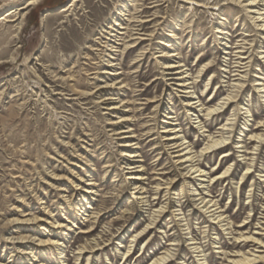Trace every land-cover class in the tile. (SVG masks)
Masks as SVG:
<instances>
[{
  "label": "rangeland",
  "instance_id": "rangeland-1",
  "mask_svg": "<svg viewBox=\"0 0 264 264\" xmlns=\"http://www.w3.org/2000/svg\"><path fill=\"white\" fill-rule=\"evenodd\" d=\"M26 1L0 0V62H5L0 65V263L20 264L23 259L19 250L25 246L8 244L6 247V238L28 233L42 238L40 227L47 230L45 234L61 241L62 250L46 249L44 258L38 256L37 262L25 260L22 264H87L88 258L92 264H149L161 255L156 252L168 243V235L173 240H180V248H173L177 250L178 260L172 264H183L184 261L199 264L186 242L188 228L195 230L202 239L209 264H227L225 259L233 254L240 256L250 252L264 256V231L259 228L260 222H264V181L261 182L264 180L261 177L264 176V145L254 151L255 155H250L255 163L254 173L241 186L246 162L250 161L239 162L242 153L235 149L236 143L241 141L239 137L250 143L247 135L251 128H254L252 135L264 134V128L255 129L264 121V98H261L264 95L253 86L255 80H264V60H260L264 37L246 11L225 7L226 2L221 0H79L74 4V0H43L32 6L23 20L7 21L19 18L20 12L8 18L6 15L19 10ZM71 4L73 7L69 12L61 11ZM156 4L159 6L151 8ZM145 10L148 13L143 14ZM155 15L161 18L146 26L148 36L145 41L133 40L137 35H119L122 30L114 32L122 41L110 43L120 50L112 53V61L118 64L113 70L122 74L107 79H118L126 86L119 89L118 85V90L113 91L127 106L122 110H131L122 114L133 118L130 125L136 136L144 140L143 161L149 179L145 184L149 190L148 200L156 206L145 212L126 184L122 148L117 136L110 131L113 128L107 125L109 112L97 104L95 95H88L101 83L93 79L95 75L89 74L102 68L100 58L108 53L93 40L101 37L112 20L118 17L121 23L126 27L131 24L130 29H133L137 28L133 27L138 24L136 21L156 18ZM219 28L227 30L235 44L244 39L238 38L239 35H250L247 48L252 66L238 79L246 81L248 86L241 101L214 118L199 113V120L205 127L200 130L197 116L192 117L183 106L181 93L175 91L169 95L168 78L157 56L163 50L181 53L179 61L190 70L191 82L198 81L197 96L204 104L217 106L236 82H229L222 71L225 51L219 39L223 36L215 33ZM170 34L176 37H169ZM167 44L173 46L166 48ZM94 45L102 51H92ZM130 45L136 47L130 52L125 51ZM201 54H205L203 59H200ZM210 62L214 67L206 74L205 71L199 74ZM48 66L54 76L62 80L51 83L53 76L44 70ZM42 101H46L52 111L47 108L49 112H46ZM150 101L154 103L147 105ZM247 110L255 117L246 119ZM168 111L177 117L174 122L185 137L186 146L193 148L191 155L195 156V165L204 164L201 167L211 173L207 177L232 168L227 179L218 183L206 179L205 189H202L201 181L186 179L183 173L187 172L175 165L177 160L165 149L158 148L163 125L159 122ZM235 114L237 116L233 117ZM234 118L237 120L231 145L202 157L201 151L209 136L220 135L224 126L230 128L227 124ZM249 148H254L253 144ZM226 151L234 153L229 160L223 159ZM80 180H92L100 190V196H94L92 205L85 203L87 208L92 207L85 215L83 212L78 214L75 208L80 200L78 185H84ZM158 187L162 189L159 192ZM205 194L220 203L222 210L227 212L225 216L232 217L230 230L224 231L219 225L211 224V219L202 210H197L199 202L196 200ZM167 198L170 205L164 217H157V212L152 214L161 207L159 202L167 205ZM176 203L180 204L176 210L183 209L180 216L173 215L181 213H174ZM153 215L157 218L154 229L135 245L133 256L126 260L123 253L131 245L133 236L150 226ZM32 216L43 220L31 226L33 232L27 233L24 227L16 230L9 223ZM180 218L184 222H180ZM245 220L250 224L239 227ZM45 222L50 227L40 226ZM59 223L65 227L57 229ZM185 224L189 225L184 227ZM82 230L90 233L80 234ZM166 231L168 234L164 233ZM255 232L258 235H254ZM241 233L252 234L260 242L239 240ZM215 238L225 245L222 253H216ZM149 240L152 242L147 246ZM82 248L85 250L81 251Z\"/></svg>",
  "mask_w": 264,
  "mask_h": 264
},
{
  "label": "bare ground",
  "instance_id": "bare-ground-1",
  "mask_svg": "<svg viewBox=\"0 0 264 264\" xmlns=\"http://www.w3.org/2000/svg\"><path fill=\"white\" fill-rule=\"evenodd\" d=\"M41 1L43 0H27L22 7L19 8V10L16 11H10L6 16L7 18L10 16H13V14L19 13V18H15L12 20H7L9 22H16L17 20H23L26 15L28 14V11L32 6L38 5ZM79 0H74L73 4L78 2ZM226 2L224 5L225 7H233V8H241L246 11L247 15L250 16L251 20L253 21L254 25L262 31V35L264 37V0H221ZM73 4H71L69 7L61 9L62 12H69L71 8L73 7ZM159 5L156 4L152 6L151 8H156ZM118 10V7L116 8ZM113 13V15L116 13ZM148 13V11H144L143 14ZM126 15H122L121 17H124ZM156 18H149V19H141L139 21H136L135 23H138L136 26L133 25V28L130 29L132 26L131 24L128 25V27L125 26L124 23H121L120 20H118V17L115 20H112V22L109 23V26L107 29L102 31V34H100L101 37H95L94 38V43H97L100 48L107 49L106 56L100 58L101 60V66L102 68H99L98 71H95L89 75H95L93 79L99 80L101 83L97 85L95 88V91L92 94H88L89 96H96L98 102V105H103L104 110L108 111L109 113L107 114L110 118H108V126H110L111 129L110 131L113 133V136H117L118 144L119 147L122 148L120 151L121 157L123 160V170L125 171L124 173L127 175L126 180L128 181L126 184L131 187L132 194L136 197V199L139 201L140 205L142 206V210L147 212L151 207V210L156 208V206H153L152 203H150V200H148V195H149V190L146 187L145 181L149 180L146 175L147 169L145 167L143 158V152H142V144L144 140L140 139L139 136H136V131L133 129V126L130 125V123L133 122V118H130V116L122 113H129L131 110H122L123 108H127L125 106V102L123 100H119L118 97H116L118 94H116V91H113L114 89L118 90V85H120L119 89H124L126 86L123 85V82H119V80H107L110 79L112 76H120L122 73L119 71L113 70V68L117 67L118 64L114 61L113 54L114 52L120 51L114 44L110 43H116L117 41H122V38L119 39L114 32L116 31H126L127 33H123L122 31L119 32V35H124L126 36L127 34H130L132 37L133 36H138L133 38V40H140V41H145L147 40L145 36L146 35V26H148L149 23L155 21V19L161 18L159 15H155ZM120 18V17H119ZM5 19V18H4ZM126 20V19H125ZM124 21V20H123ZM132 23V22H131ZM134 23V22H133ZM118 29V30H116ZM118 33V32H117ZM215 33L219 34L220 36H223V38H219L220 41H222L221 46L224 47L225 51V63L223 64V72L228 76L229 82L236 81L234 84H232L233 88L231 92L223 99V101L218 104L217 106L210 107L208 104H204L203 100L201 97H198L196 94V83L197 82H191L190 76V70L187 68V65L183 64L182 61H179L181 59V53L173 50H163L160 52V54L157 56L159 58V65L161 66V69L164 71L166 78H168V87H170V93L169 95H173V92L177 91V93H181L182 97V104L183 106L190 112L192 113L193 116H197V123L198 127L200 130H203L205 127H202V121H200V116L199 113H206L205 116L208 118L210 117H215L216 115H221V113H224L226 109H229L231 106L237 104L238 102L241 101V96L245 93L246 89L248 86H246V81H238V79H241L242 73L246 72L252 65V57L249 54V48H247L248 45V38L250 35L246 36H241L239 35L238 38H244L240 39V44L234 43V39H230V33L227 32L225 29L219 28ZM107 35V36H106ZM151 36V35H149ZM169 37H176L174 34H170ZM233 38L235 36H232ZM126 38V37H125ZM107 40V42H103V40ZM264 39V38H263ZM126 40V39H125ZM99 41V42H98ZM226 41V42H225ZM225 42V43H224ZM103 44L102 46H100ZM173 45L167 44L165 45L166 48H171ZM136 45H130L125 47V51L128 50L129 52L134 49ZM92 51H102L100 49L96 48V45L92 46L91 48ZM110 52V53H109ZM261 58L260 60H264V52L260 53ZM205 57V54L200 55V59H203ZM86 59H88L86 57ZM5 62H0V65H2ZM214 65L212 62L206 64L203 69L199 72V74H203L205 71V74L208 73ZM46 72H48L49 76L51 79V83H56L57 81H60L62 79L58 78L57 76H54V72L51 67L44 68ZM248 74V73H246ZM214 77V76H212ZM247 77V76H246ZM259 76H256L258 78ZM233 78H237L236 80H232ZM105 79V80H104ZM260 79V78H259ZM72 81V80H71ZM123 85V86H122ZM258 93L261 95H264V80H255L254 85H253ZM207 87H209V83L207 84ZM3 93V92H2ZM61 95V94H60ZM3 98V97H2ZM261 98H264L262 96ZM39 101V100H38ZM41 101V100H40ZM41 103H44L45 106V111H47V108L50 110L51 108L46 104V101H42ZM154 103L153 101L148 102L147 105ZM128 104V102L126 103ZM44 111V110H43ZM52 111V110H50ZM45 113V112H44ZM52 113V112H51ZM50 113V114H51ZM54 114V113H53ZM247 116L245 117L248 119L249 117H255V115L252 114L251 110H247L246 112ZM56 115V114H55ZM115 116V117H114ZM237 115H233V117H236ZM164 119L160 120V124L162 125V130L159 133L160 139L162 140L161 143H158L160 150L165 149L166 153L170 154L172 158L177 160L175 163L176 166H180V169L182 171H185L187 173H183L185 175L186 179H192V180H197L201 181L200 185H203L202 189H205L204 183H206V179H208L209 182H215L217 181L220 182V180L227 179L229 177V174L232 171V168H228L225 170V172L221 174H217L216 176L207 177L208 175H211V173H206L205 169H203L204 164L201 162L198 163V165H195V156L191 155L193 152V148L191 146H186L187 142L186 139L183 135H181V130L177 127V121L176 116H174V112L168 111L163 117ZM54 119V118H53ZM236 120L237 118L231 119L230 125L231 127L229 128L228 126L222 127L220 130V135L214 136L210 135L208 143L206 144V147L202 149L201 151V156L203 157L204 155L207 154H213L218 150L224 149L228 147V145H231L232 143V134L235 130V125H236ZM208 120H205L207 122ZM250 121V120H248ZM244 126H247L244 124ZM261 128H264V121H261L256 130H260ZM254 128H251V133ZM152 131L150 130V133ZM206 132V131H204ZM248 134L249 136V141L250 143H247L246 141H242L244 137H239L241 139L240 142L236 143L237 147L235 149H240L238 153H242L241 158L239 162L244 161V160H249L250 163L246 162V169L242 175V178L240 180V186L245 183V180L248 179L253 173H254V168H255V163L253 161V158H251L250 155H255L254 151H258L259 147H262L264 145V134ZM155 139V138H154ZM154 139L150 140L153 141ZM255 143V145H254ZM253 144L254 148H249V145ZM163 148V149H162ZM234 156V153L231 151H226L223 153V159H228ZM250 156V158H249ZM249 158V159H248ZM191 164V165H189ZM203 166V167H201ZM264 177V176H261ZM203 180H199L202 179ZM84 185L81 186V184L78 185L77 191H79V197L80 200L75 204L76 210L79 212L78 214H81L83 212V215L88 213L89 209H92L91 206L87 208V205H92L93 204V198L94 196H100L98 190V185L96 183H93L92 180H80ZM264 180H261L263 182ZM190 186L193 188V185L190 183ZM238 186V188L240 187ZM160 187V186H159ZM158 187L157 191L162 190ZM237 188V189H238ZM253 190L251 189V192ZM197 192V190H196ZM191 194V193H190ZM176 195V194H175ZM178 195V194H177ZM206 196L200 197L197 202H199L197 210H202V213L207 215L211 220V224L213 225H219L221 228H224V231L230 230V226L232 223H230V220L232 217L228 218L226 215V211L222 210V207H220V203L216 202L215 199L209 198L210 196L208 194H205ZM168 194H166L165 197H167ZM195 196H199L195 195ZM158 200V199H157ZM177 202H180L179 199H176ZM83 203V204H81ZM85 203L87 205H85ZM162 203L161 207L157 209V211H154L152 214H155V212L159 213L157 217L163 218L165 213L167 212L168 206L170 205L169 198L166 199V206L163 205L164 202H159ZM158 203V204H159ZM177 204V203H176ZM180 204H177L174 206V213L175 211L181 212L180 214H173L175 216H180L182 214L183 209L176 210L177 207ZM71 206H73V203H71ZM200 206V207H199ZM154 207V208H153ZM183 207V206H181ZM200 208V209H199ZM255 211V210H253ZM264 215V214H263ZM156 216L153 215L152 223L149 224L150 226H147L141 234L137 236H133V240L131 241V245L128 246L123 253V257L126 260H129L132 256L133 253L132 251L134 250L135 245L139 244L146 235H148L153 229H154V224L156 220ZM264 220V217L262 218ZM43 222V220H39L38 217L32 216L30 218L26 219H18V220H13L10 221L11 225L13 226L12 228L14 229H19V227H24V231L26 230L27 233L28 231H34L33 228H31L32 225H37L38 223ZM87 223L90 221L87 220ZM180 222H184L182 218H180ZM63 223H59L57 226V229H63L65 226L62 225ZM250 223L247 222L246 220L242 225L239 227H246V225H249ZM262 224L260 228L261 231H264V222H260ZM189 224L183 225L184 227H187ZM39 226V225H38ZM40 226H49V223L45 222V225H40ZM229 227V228H226ZM11 228V229H12ZM56 228V227H55ZM41 230V235L42 238L35 237L33 234H27L23 236H10L5 239V246L7 247L8 244L10 245H20V246H25L24 249H20L19 253L23 256V259L20 260V264L23 262L28 263L29 261H38V256L40 258H44V251L46 249H50L52 247L56 248L57 250H62L61 247L63 244L61 243L60 240H56V236L54 238L48 234H45L44 232H47L46 229L40 227ZM187 230V238L186 242L188 243L189 250L192 251V253L195 255L196 258H198V261L200 262L199 264H209L208 260V255H207V250L206 246H204L203 242L201 241L202 239L199 238L198 234H196V231H190V228L186 229ZM215 230V229H214ZM12 231V230H11ZM90 231H93L90 230ZM30 232V233H32ZM90 233L89 231H80V234H86ZM162 233V232H161ZM164 233H167L164 232ZM168 234V233H167ZM254 235H258L257 232L254 233ZM260 235V234H259ZM168 237V243H166L163 248L157 250L156 254L161 255L158 258H155L150 262L149 264H172L178 260L176 254V249L173 248H180V240L176 239L173 240L170 235ZM122 239V238H121ZM243 239L247 243L249 242H257L260 240L256 239L253 237V235L249 234L248 236L245 234H240V237L238 238ZM217 238H215V249H218L216 253H222V250L224 249L225 245L220 242L216 241ZM152 240L147 241L146 245L149 246L151 244ZM26 244H30L31 246L28 248ZM235 244L232 245V247H229L232 249ZM33 246V248H32ZM97 246H100L97 244ZM145 247V244L143 248ZM142 248V249H143ZM236 248V247H235ZM36 249V252H35ZM85 250V248H82L81 251ZM180 250V249H179ZM122 251V249H119V252ZM62 253H60L61 255ZM233 254L231 258H226L225 261L227 264H260L264 262V256H257L255 253H250L247 254ZM81 257V256H79ZM230 257V256H229ZM18 260V259H17ZM80 260V259H78ZM0 264H10L8 263H0ZM36 264V263H34ZM87 264H92L90 263V258L87 260ZM183 264H186V261L183 262Z\"/></svg>",
  "mask_w": 264,
  "mask_h": 264
}]
</instances>
